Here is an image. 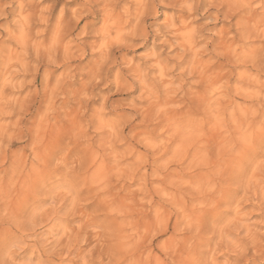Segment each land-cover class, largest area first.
Listing matches in <instances>:
<instances>
[{
  "label": "clouds",
  "instance_id": "clouds-1",
  "mask_svg": "<svg viewBox=\"0 0 264 264\" xmlns=\"http://www.w3.org/2000/svg\"><path fill=\"white\" fill-rule=\"evenodd\" d=\"M0 264H264V0H0Z\"/></svg>",
  "mask_w": 264,
  "mask_h": 264
}]
</instances>
